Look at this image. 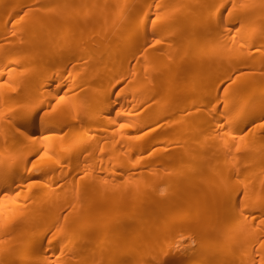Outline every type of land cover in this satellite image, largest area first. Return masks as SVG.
Here are the masks:
<instances>
[{
    "label": "bare ground",
    "instance_id": "1",
    "mask_svg": "<svg viewBox=\"0 0 264 264\" xmlns=\"http://www.w3.org/2000/svg\"><path fill=\"white\" fill-rule=\"evenodd\" d=\"M0 264H264V0H0Z\"/></svg>",
    "mask_w": 264,
    "mask_h": 264
},
{
    "label": "rangeland",
    "instance_id": "2",
    "mask_svg": "<svg viewBox=\"0 0 264 264\" xmlns=\"http://www.w3.org/2000/svg\"><path fill=\"white\" fill-rule=\"evenodd\" d=\"M249 106V104H246L245 105V107H248ZM246 134V132H243L242 133V135H245ZM182 237H185V240H189V236H188V234H185L184 236H182Z\"/></svg>",
    "mask_w": 264,
    "mask_h": 264
}]
</instances>
